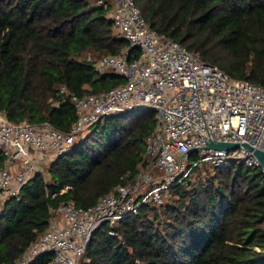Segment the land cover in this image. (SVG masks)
<instances>
[{
    "label": "trees",
    "instance_id": "16d2710c",
    "mask_svg": "<svg viewBox=\"0 0 264 264\" xmlns=\"http://www.w3.org/2000/svg\"><path fill=\"white\" fill-rule=\"evenodd\" d=\"M134 2L156 30L230 76L264 85V0ZM112 8L113 0H0V111L8 120L67 131L77 113L60 86L82 95L122 81L86 60L128 46L113 28ZM154 121L149 107L103 116L25 182L0 210V264L21 256L59 201L91 205L133 174ZM203 171L173 186L164 205L144 204L97 226L80 264H264L261 169L229 163ZM49 258L43 252L26 264Z\"/></svg>",
    "mask_w": 264,
    "mask_h": 264
},
{
    "label": "built area",
    "instance_id": "2783aa9c",
    "mask_svg": "<svg viewBox=\"0 0 264 264\" xmlns=\"http://www.w3.org/2000/svg\"><path fill=\"white\" fill-rule=\"evenodd\" d=\"M109 15L128 46L116 53L88 54L86 60L122 81L82 95L60 86L58 92L72 101L77 113L67 131L47 121L12 122L0 111V210L103 116L153 109L155 121L145 136L142 158L133 174L125 172L95 203L78 206L67 199L51 207L46 228L13 264H26L43 252L50 253L47 264H80L97 226L103 222L113 226L144 204L164 205L173 186L194 181L204 166L258 167L264 185V167L253 152L264 151V85L230 76L199 52L156 30L134 0H113ZM209 140L238 145L217 149L208 145Z\"/></svg>",
    "mask_w": 264,
    "mask_h": 264
},
{
    "label": "water",
    "instance_id": "95a60500",
    "mask_svg": "<svg viewBox=\"0 0 264 264\" xmlns=\"http://www.w3.org/2000/svg\"><path fill=\"white\" fill-rule=\"evenodd\" d=\"M208 145L212 146L214 148H217V149H229V148H233V147L237 146L238 143L209 140ZM242 145L245 146L248 149H252V147L249 144L245 143V142H243ZM253 152L256 155L260 165L262 167H264V151L261 150V149H253Z\"/></svg>",
    "mask_w": 264,
    "mask_h": 264
},
{
    "label": "rangeland",
    "instance_id": "374dc122",
    "mask_svg": "<svg viewBox=\"0 0 264 264\" xmlns=\"http://www.w3.org/2000/svg\"><path fill=\"white\" fill-rule=\"evenodd\" d=\"M88 54H92V53H88ZM88 54H87V55H88ZM87 55H86V56H87ZM88 131H89V128H88L86 131H84L80 136H78L76 139H78V138L84 136ZM192 181H193V180H192Z\"/></svg>",
    "mask_w": 264,
    "mask_h": 264
},
{
    "label": "crops",
    "instance_id": "0c3cea01",
    "mask_svg": "<svg viewBox=\"0 0 264 264\" xmlns=\"http://www.w3.org/2000/svg\"><path fill=\"white\" fill-rule=\"evenodd\" d=\"M109 72V71H108Z\"/></svg>",
    "mask_w": 264,
    "mask_h": 264
}]
</instances>
